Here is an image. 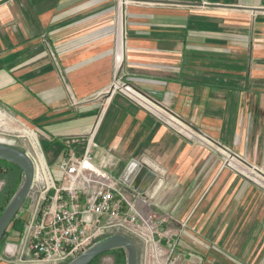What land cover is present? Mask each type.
<instances>
[{
  "label": "crops",
  "instance_id": "0c3cea01",
  "mask_svg": "<svg viewBox=\"0 0 264 264\" xmlns=\"http://www.w3.org/2000/svg\"><path fill=\"white\" fill-rule=\"evenodd\" d=\"M0 120L50 164L94 133L98 166L153 169L140 206L170 216L156 238L182 264H264V189L206 141L264 168V0H0Z\"/></svg>",
  "mask_w": 264,
  "mask_h": 264
},
{
  "label": "built area",
  "instance_id": "2783aa9c",
  "mask_svg": "<svg viewBox=\"0 0 264 264\" xmlns=\"http://www.w3.org/2000/svg\"><path fill=\"white\" fill-rule=\"evenodd\" d=\"M117 87L129 85L115 73L107 92ZM87 139L84 154L70 149L54 164L40 151L28 152L36 170L27 197L30 202L22 208L26 219L19 240L6 241L5 251L20 261L67 264L104 238L122 233L140 237L157 264H182L180 255L174 254L175 245L169 248L156 238V234H173L160 232L161 223L170 216L143 211L141 196L127 192L119 175L95 163L99 148L95 134Z\"/></svg>",
  "mask_w": 264,
  "mask_h": 264
},
{
  "label": "water",
  "instance_id": "95a60500",
  "mask_svg": "<svg viewBox=\"0 0 264 264\" xmlns=\"http://www.w3.org/2000/svg\"><path fill=\"white\" fill-rule=\"evenodd\" d=\"M162 106L160 103L155 102ZM164 107V106H162ZM0 158L15 163L24 171V178L19 189L14 193L10 202L0 214V243L7 233L8 227L17 214L27 202V197L35 179L34 160L28 152L14 144L5 143L0 140ZM119 174V180L129 191L139 194H147L155 198L162 186L165 184L164 178L159 176L149 166L144 165L136 158H131ZM124 248L127 255L126 264H138V251L135 241L128 235L117 233L110 235L99 243L88 248L87 251L79 254L67 264H90L98 256L113 249Z\"/></svg>",
  "mask_w": 264,
  "mask_h": 264
},
{
  "label": "rangeland",
  "instance_id": "374dc122",
  "mask_svg": "<svg viewBox=\"0 0 264 264\" xmlns=\"http://www.w3.org/2000/svg\"><path fill=\"white\" fill-rule=\"evenodd\" d=\"M118 1L121 5V11H122L123 6L125 4V1H127V0H118ZM236 56L237 57L235 60H236L237 66L240 68H243L244 67V60H242L239 57L238 48H237V55ZM164 114H165L164 121L168 122L167 118H169V117L172 119L174 118L176 121H178L179 123H181L185 127L184 121L180 117H178V116L172 117V115H170L166 111ZM160 117L162 119L164 118L163 116H160ZM10 126H7L6 124L3 123V120H0V140L4 141L5 143H9V144H11V142H12L13 144H15L16 146H18L19 148H21L25 151L27 150V151L33 152V150H34L33 145H35L38 142L31 140V138L27 135V133L24 130H17L15 128V126L14 127H12V125H10ZM176 128H178V130H182V128L178 124H176ZM187 129L192 131V129H190L189 127H187ZM192 132H193V135L196 134L195 131H192ZM204 138H206V137H204ZM206 141L207 142L209 141V144H211L213 148H215L216 150H219L220 153H222L221 161H222V164L224 166H227L232 170H236L240 175L243 176V178L245 180H248V181L251 180V181H254L256 183L258 182L259 185L261 186V188L264 189V182H263L264 181V168L260 167L256 163H252V161H250L249 158L242 156L241 154H239L235 150L228 149V147H226L227 149L223 148V146L221 144H219L216 141H214L213 139H211L210 136L208 139H206ZM228 155L232 158L237 157L238 158L237 161L239 163V166L237 164H232L229 160ZM3 187H4V181L0 180V191L3 189ZM28 202H30V200H27L26 204L22 207L23 209L24 208L27 209V207L29 205ZM23 214L24 213H22V209H21L19 215L21 217H23ZM18 223H20V225H23V223L20 220L18 221ZM129 237L131 239H133V241H135L136 246H137L138 255H142V259H143L144 255H147L143 241H141L140 237H138L137 235H134V234L132 236H129ZM7 238H8V236L5 237V239H7ZM5 243L3 244L4 245L3 251H2V255H0V256H2V258H5L7 260L10 259L12 262H14V260H19L17 255L11 256L5 251V246H6ZM142 259L140 260L141 264H142ZM114 261H115L114 254L113 253H107V254H104L102 256V258L100 259L98 264H113ZM34 263H32V264H34ZM18 264H24V263L19 262Z\"/></svg>",
  "mask_w": 264,
  "mask_h": 264
},
{
  "label": "trees",
  "instance_id": "16d2710c",
  "mask_svg": "<svg viewBox=\"0 0 264 264\" xmlns=\"http://www.w3.org/2000/svg\"><path fill=\"white\" fill-rule=\"evenodd\" d=\"M23 178H24V171L19 166H17L13 162H9L0 158V180L4 181V187L0 191V214L7 206V204L10 202V199L12 198L14 193L21 186L20 184L22 183ZM17 215L18 216L13 220L11 225L8 227L7 233L1 241L2 243H0V255H2L3 246H4L3 244L6 241L12 240L10 238V235L13 232V230L19 231V233L23 231L24 220L19 215V213ZM19 220L23 223V225H20V223H18ZM6 236H8L7 239H5ZM17 238L19 240L20 236ZM107 253L114 254L115 261L113 264L127 263L126 250L120 247L118 249H113L111 251L103 253L102 255L94 259L90 264H98L102 256Z\"/></svg>",
  "mask_w": 264,
  "mask_h": 264
}]
</instances>
